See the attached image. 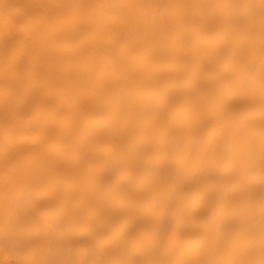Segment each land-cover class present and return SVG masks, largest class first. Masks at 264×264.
Segmentation results:
<instances>
[{
  "label": "bare ground",
  "instance_id": "obj_1",
  "mask_svg": "<svg viewBox=\"0 0 264 264\" xmlns=\"http://www.w3.org/2000/svg\"><path fill=\"white\" fill-rule=\"evenodd\" d=\"M0 264H264V0H0Z\"/></svg>",
  "mask_w": 264,
  "mask_h": 264
}]
</instances>
